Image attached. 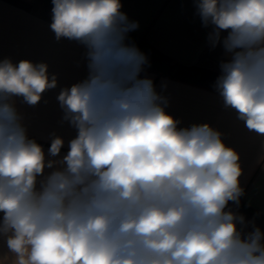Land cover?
Listing matches in <instances>:
<instances>
[{"label": "clouds", "instance_id": "obj_1", "mask_svg": "<svg viewBox=\"0 0 264 264\" xmlns=\"http://www.w3.org/2000/svg\"><path fill=\"white\" fill-rule=\"evenodd\" d=\"M194 2L229 57L215 84L224 106L264 136V0ZM52 4L56 40L87 48L88 77L57 96L77 135L38 181L57 162L9 101L34 106L57 79L45 63L0 60V235L11 253L0 264H264V233L243 234L244 216L226 210L243 195L239 154L208 124L178 128L140 77L148 58L125 42L139 23L121 0Z\"/></svg>", "mask_w": 264, "mask_h": 264}, {"label": "crops", "instance_id": "obj_2", "mask_svg": "<svg viewBox=\"0 0 264 264\" xmlns=\"http://www.w3.org/2000/svg\"><path fill=\"white\" fill-rule=\"evenodd\" d=\"M121 3V11L129 20L139 23L138 29L131 32L153 47L152 52L140 50L148 58L140 77L151 79L157 93L166 98L165 110L180 122L178 128L208 124L239 154L243 195L239 206L230 201L226 210L244 216L245 224H237L243 234L256 227L264 233V136L249 131L236 111L224 106L215 87L221 62L229 59L222 43L212 46V28L202 25L194 0ZM52 7V0H0V60L8 58L13 64L21 60L45 63L49 78L55 75L57 79V86L46 90L34 106L22 97L9 101L20 115L28 137L42 146L46 161L57 162L52 169L46 167L38 181L62 167L59 162L77 135V130L64 119L57 96L61 89L85 80L89 74L86 46L67 38L56 40L50 28ZM226 35L227 32L221 33L222 38ZM125 42L132 44L128 39ZM55 137L64 143L59 155L52 157L48 149ZM5 256L11 258V253L6 237L0 235V262Z\"/></svg>", "mask_w": 264, "mask_h": 264}, {"label": "trees", "instance_id": "obj_3", "mask_svg": "<svg viewBox=\"0 0 264 264\" xmlns=\"http://www.w3.org/2000/svg\"><path fill=\"white\" fill-rule=\"evenodd\" d=\"M127 39L130 43L135 44V46L143 52L147 53L153 51V47H151L150 44H148L143 38H141L137 34L134 35L133 32L128 33Z\"/></svg>", "mask_w": 264, "mask_h": 264}]
</instances>
